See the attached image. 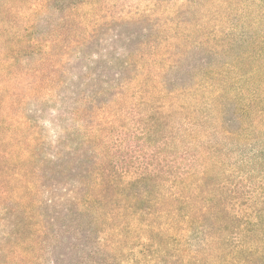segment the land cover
Masks as SVG:
<instances>
[{"label": "trees", "instance_id": "obj_1", "mask_svg": "<svg viewBox=\"0 0 264 264\" xmlns=\"http://www.w3.org/2000/svg\"><path fill=\"white\" fill-rule=\"evenodd\" d=\"M21 2L0 0V89H9L0 97V264H264V180L237 166L264 161V145L228 140L239 134L206 96L204 61L190 81L180 75L192 47L169 36L154 47L152 27L92 91L111 76L100 60L126 52L95 47L110 23L58 15L62 0ZM31 11L51 16L40 32L27 21L22 31ZM28 58L35 65L24 68ZM76 61L82 93L51 113L49 99L37 107L57 131L45 141L17 109L28 94L21 85L40 97L50 70L55 88L69 89L61 77ZM22 122L28 133L17 132Z\"/></svg>", "mask_w": 264, "mask_h": 264}, {"label": "rangeland", "instance_id": "obj_2", "mask_svg": "<svg viewBox=\"0 0 264 264\" xmlns=\"http://www.w3.org/2000/svg\"><path fill=\"white\" fill-rule=\"evenodd\" d=\"M62 1L63 5L61 0H56L55 3V5H62V8L57 10L58 15L66 12L88 17L99 15L101 21L110 23L106 36L99 35L101 39H97L95 47H99L105 41L113 47L114 51L122 50V48L124 51L126 47L125 55L115 58L111 54L100 60L98 66L104 67V70L100 72H108L111 76H108V80L105 77L100 80L95 79L90 83L92 91L98 92L105 89L110 78L124 67L129 55L134 53L138 43L154 27L155 36L159 35L151 42L154 47L163 43V36L171 37V40L179 45L192 47L186 54L185 60L181 62L183 71L180 75L184 79L190 81L194 78L198 69L197 65L204 61L206 96L210 99L215 112L224 116L222 123L229 129L238 131L239 134L231 136L228 140L232 143L264 145V0ZM34 2L35 0H22L21 5L28 6ZM45 17L48 19L51 16L49 13L40 16L31 11L25 19L21 20L22 31L29 32L31 27L28 26L25 29V21L28 25L36 27L34 31L36 29L37 32L42 31ZM54 19L56 26H52L59 30L57 22L59 17L55 16ZM27 37L30 38L29 33ZM197 47H202V51L197 52ZM110 59L114 62L108 65ZM78 63L79 61H76V65H72L73 68L67 70L61 77L63 83H66V88L69 89H65L64 86L61 90L55 88V83L58 84V81H52L49 78L50 70L46 71V75L42 78L44 84L39 88L40 97L34 94L33 88L31 90L29 86L31 83L21 85L23 92L28 94L22 99L23 102L18 103L17 109L22 119L24 116L32 119L29 125L36 124V130L41 132V137L45 141L55 140L57 131L49 124L48 116L43 119L37 107L42 103L41 101L49 99L46 107L49 112L50 110L52 112L53 108H59V104L66 97L74 95L77 88H80L82 82L87 79V77L77 78L76 75L80 72L76 66L82 64ZM23 64L24 68L28 67L27 64L35 65L30 58L24 59ZM191 65L194 68H189L192 71L188 72V67ZM169 75L175 77L176 73L171 71ZM31 79L30 77L27 81ZM72 84L74 87H71ZM36 85L38 84H34ZM76 92L82 93L81 90ZM8 93L9 89L5 84L0 89V97ZM108 97L109 95H106L103 98L106 100ZM209 122L211 125L218 123L215 118ZM16 126L17 132L28 133L23 122ZM25 136L28 135L25 134ZM237 160L240 164L241 159L237 157L228 161L234 163ZM256 161L258 164H255ZM256 161L244 162L237 166H243L245 175L251 178L250 181L259 184L264 180V161ZM234 167L230 169L233 171ZM248 171L251 173L248 174ZM9 182L12 188L20 187V180L12 179ZM35 199H38L37 196Z\"/></svg>", "mask_w": 264, "mask_h": 264}]
</instances>
